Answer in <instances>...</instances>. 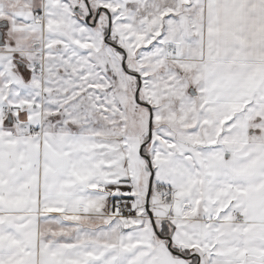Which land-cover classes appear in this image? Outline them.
<instances>
[{"label": "snow or ice", "instance_id": "obj_1", "mask_svg": "<svg viewBox=\"0 0 264 264\" xmlns=\"http://www.w3.org/2000/svg\"><path fill=\"white\" fill-rule=\"evenodd\" d=\"M0 264H264V0H0Z\"/></svg>", "mask_w": 264, "mask_h": 264}]
</instances>
